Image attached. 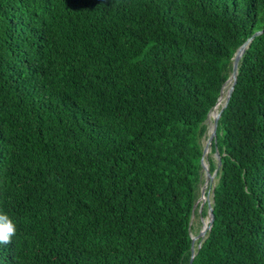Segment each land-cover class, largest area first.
<instances>
[{
    "label": "trees",
    "instance_id": "1",
    "mask_svg": "<svg viewBox=\"0 0 264 264\" xmlns=\"http://www.w3.org/2000/svg\"><path fill=\"white\" fill-rule=\"evenodd\" d=\"M257 32L191 264H264V0H0V264H190Z\"/></svg>",
    "mask_w": 264,
    "mask_h": 264
},
{
    "label": "water",
    "instance_id": "2",
    "mask_svg": "<svg viewBox=\"0 0 264 264\" xmlns=\"http://www.w3.org/2000/svg\"><path fill=\"white\" fill-rule=\"evenodd\" d=\"M259 32L255 33L251 38H249L244 44H242L238 50L236 51L234 58H233V66H232V73L231 76L229 77V79L227 80V82L224 84V86L222 87L221 90V94L220 97L218 99L217 104L215 105V107L213 108V110L209 113L208 115V119L212 116L213 117V126L212 129L210 131V134L206 140V144L204 146V150H203V156L201 159V166H202V171L205 174V182L203 187L201 188V196L199 198V200L196 202V204L194 205V209H196V207L199 205L200 203V214L202 215V211H203V207L205 206L207 199H208V195H206L205 190L208 186V184L213 183L217 173H218V169L220 167V163H221V158H220V154L218 151H216L215 156L216 159L218 161V168L214 171V173H211L209 170V164L207 162V158L211 149V146L213 144V142H216V138H217V128H218V123L220 120V117L223 113V111L225 110V108L228 106L232 92L234 90L235 84H236V80H237V73H238V66H239V62L245 52V50L248 48L250 42L252 41L253 37L258 35ZM228 87L227 92H226V96H225V101L223 103V105L221 106L220 110L212 115V113L214 112V110L217 108V106L219 105V103L222 101L223 99V95H224V89ZM215 186L212 187V199H213V192H214ZM213 203V201H212ZM212 203L208 201V215H209V222L208 224H205L206 226H204V229L200 232L199 235H197L196 237H192V247H191V252H192V257L190 260V264L192 263L194 257H195V242L199 239L203 240L207 234V232H209L211 230V227L213 225L214 222V213H213V207H212ZM194 217V215H193Z\"/></svg>",
    "mask_w": 264,
    "mask_h": 264
},
{
    "label": "rangeland",
    "instance_id": "3",
    "mask_svg": "<svg viewBox=\"0 0 264 264\" xmlns=\"http://www.w3.org/2000/svg\"><path fill=\"white\" fill-rule=\"evenodd\" d=\"M227 89H228V87H226V88L224 89V95H223V99H222V104H221V106L223 105V103H224V101H225V96H226ZM207 126H208V134H210V131H211L212 126H213V117H212V116L209 118V120H207ZM206 140H207V139H205L204 144H206ZM214 157L216 158V156H214ZM205 179H206V177H205V174H204V172H203V175H202V182H201V185H200V195H199V198H200V196H201V188H202L203 185H204ZM215 182H216V180L214 179L213 183L208 184V186H207V188H206V190H205L206 195H208L207 202H206V204H205V206H204V207H206V209H207V211H206V216L203 217V216L199 213V212H200V208H199V207H200V203H199V205L196 207V210L198 211V215H194V217L192 218V225H193V228H194V230H193V232H192V237H196L197 235H199L200 232L204 229L205 224H208V222H209V215H208V214H209V213H208V201L212 203V187L215 185ZM204 207H203V209H204ZM197 241H198V240H197ZM197 241H196V242H197ZM196 242H195V243H196Z\"/></svg>",
    "mask_w": 264,
    "mask_h": 264
},
{
    "label": "clouds",
    "instance_id": "4",
    "mask_svg": "<svg viewBox=\"0 0 264 264\" xmlns=\"http://www.w3.org/2000/svg\"><path fill=\"white\" fill-rule=\"evenodd\" d=\"M17 233L14 221L6 213H0V245H8Z\"/></svg>",
    "mask_w": 264,
    "mask_h": 264
},
{
    "label": "bare ground",
    "instance_id": "5",
    "mask_svg": "<svg viewBox=\"0 0 264 264\" xmlns=\"http://www.w3.org/2000/svg\"><path fill=\"white\" fill-rule=\"evenodd\" d=\"M221 104H222V101L219 103V105L217 106V108L214 110V112L212 113V115L216 114L220 108H221ZM206 226V225H205ZM198 243V242H197Z\"/></svg>",
    "mask_w": 264,
    "mask_h": 264
}]
</instances>
